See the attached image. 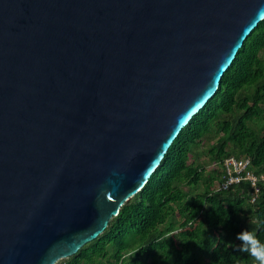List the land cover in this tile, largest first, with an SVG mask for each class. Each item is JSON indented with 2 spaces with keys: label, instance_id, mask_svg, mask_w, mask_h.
<instances>
[{
  "label": "water",
  "instance_id": "95a60500",
  "mask_svg": "<svg viewBox=\"0 0 264 264\" xmlns=\"http://www.w3.org/2000/svg\"><path fill=\"white\" fill-rule=\"evenodd\" d=\"M262 19L264 0H0V264L96 238Z\"/></svg>",
  "mask_w": 264,
  "mask_h": 264
},
{
  "label": "trees",
  "instance_id": "16d2710c",
  "mask_svg": "<svg viewBox=\"0 0 264 264\" xmlns=\"http://www.w3.org/2000/svg\"><path fill=\"white\" fill-rule=\"evenodd\" d=\"M227 157H248L247 169L264 177V19L150 178L96 238L55 264H252L237 234L264 244V182L253 201L248 180L219 188ZM200 221L204 234L190 237Z\"/></svg>",
  "mask_w": 264,
  "mask_h": 264
},
{
  "label": "built area",
  "instance_id": "2783aa9c",
  "mask_svg": "<svg viewBox=\"0 0 264 264\" xmlns=\"http://www.w3.org/2000/svg\"><path fill=\"white\" fill-rule=\"evenodd\" d=\"M249 164V158H235V157H227L223 161V165L225 166L226 173L224 174V180L221 182L220 187L221 189H226L232 184L239 183L243 180H248L250 186L252 187V198H254L259 194V181L264 182V177L262 175L257 176L249 169H247Z\"/></svg>",
  "mask_w": 264,
  "mask_h": 264
},
{
  "label": "clouds",
  "instance_id": "9594fccd",
  "mask_svg": "<svg viewBox=\"0 0 264 264\" xmlns=\"http://www.w3.org/2000/svg\"><path fill=\"white\" fill-rule=\"evenodd\" d=\"M237 239L240 241L238 250L251 257L252 264H264V244L256 239L253 232L243 230L237 234Z\"/></svg>",
  "mask_w": 264,
  "mask_h": 264
},
{
  "label": "rangeland",
  "instance_id": "374dc122",
  "mask_svg": "<svg viewBox=\"0 0 264 264\" xmlns=\"http://www.w3.org/2000/svg\"><path fill=\"white\" fill-rule=\"evenodd\" d=\"M184 191H187L188 187L186 185L182 186ZM204 229H203V223L200 221L198 222V224L196 225V227H194L192 229V231L189 233L190 237H194L197 235H203L204 234Z\"/></svg>",
  "mask_w": 264,
  "mask_h": 264
}]
</instances>
